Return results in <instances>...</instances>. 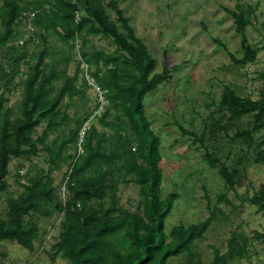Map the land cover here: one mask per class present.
I'll return each mask as SVG.
<instances>
[{
  "label": "trees",
  "instance_id": "obj_1",
  "mask_svg": "<svg viewBox=\"0 0 264 264\" xmlns=\"http://www.w3.org/2000/svg\"><path fill=\"white\" fill-rule=\"evenodd\" d=\"M0 1V195L9 191L14 159L32 161L43 151L52 168L69 165L64 203L56 195L52 168L28 174L24 190L7 197V211L0 215V243H16L32 253L37 245L46 248L40 222L59 214L61 230L52 250L55 258L70 264H206L201 244L214 223L222 221V208L209 205L205 220L166 233V220L179 195L163 194L162 142L144 104L179 66L165 64L156 72L155 58L136 36L119 0ZM259 7V2L253 6L237 0L234 10L226 9L243 50L240 58L229 54L235 67L255 64L264 51V46L250 44L247 35L248 27L258 22ZM78 13L81 23L76 22ZM96 36L110 40L115 49L99 50L93 45ZM29 43L36 46L31 52ZM75 51L79 60L72 74ZM86 73L104 91L103 107L100 101L94 108L76 103L88 101ZM259 78L264 81V73ZM13 90L21 91L17 109L8 106ZM71 103L76 104L73 126L65 112ZM214 106L201 132L181 130L232 191L253 166L264 163V88L254 100L226 85ZM100 110L102 114H96ZM93 121L103 130L92 123L79 144L84 126ZM64 128L68 134L58 140ZM55 131L58 136L49 142ZM129 183L139 186L140 198L126 208L119 192ZM219 200L229 202L226 196ZM250 200L264 212V187ZM255 236L264 243V233ZM227 243L226 252L211 246L209 264H251L247 235L235 231Z\"/></svg>",
  "mask_w": 264,
  "mask_h": 264
},
{
  "label": "rangeland",
  "instance_id": "obj_2",
  "mask_svg": "<svg viewBox=\"0 0 264 264\" xmlns=\"http://www.w3.org/2000/svg\"><path fill=\"white\" fill-rule=\"evenodd\" d=\"M119 1L120 9L131 19L130 25L136 36L147 45L150 54L155 58L156 72H161L165 64L169 68L179 66L171 73L170 80L163 82L144 101L152 129L162 142L163 194L179 195L166 220V233L180 224L188 226L205 220L210 215L208 206L218 205L223 211V214L219 215L222 221L214 223L201 244L204 262L209 264L213 256L212 245L218 247L221 252H226L227 242L236 231L243 232L250 240L251 264H264V243L255 236L256 233H264V212H259V207L254 206L250 200L264 187V163L253 166L246 179L242 180L235 190L227 191L217 172L204 162L203 150L194 145L191 137L184 135L181 130L182 127L187 131L201 132L209 113L215 111L214 103L220 100L226 85L237 87L244 97L250 96L254 100L260 98V91L264 88V81L259 78V75L264 73V51L259 54L255 64L244 69L233 66L229 55L235 54L239 58L243 55L240 35L235 31L233 18L226 11L234 10L237 0ZM242 2L253 6L257 2L260 3L256 12L258 22L248 27L247 35L250 44L262 47L264 0ZM113 17L116 18L115 14ZM93 45L106 52L115 49L110 40L100 39L98 36L93 38ZM35 47V44L29 43L27 48L31 52ZM61 47L58 43L57 50ZM72 57L70 72L73 74L76 61L79 60L78 51H75ZM86 96L88 101L78 99L76 103L84 102L88 107L94 108L96 103L101 101L95 89L87 90ZM19 100L20 95L17 92L15 96L10 97L8 106L17 109ZM66 102H69L68 99ZM74 105L76 104L71 103L70 107H65L71 126L75 123ZM102 112L100 110L96 114L100 115ZM92 123L97 125L100 131L103 130L97 121L86 124L81 132L79 144L83 141L84 132ZM44 128L45 125L37 130V134ZM66 134L68 129L64 128L58 140ZM57 136L55 131L48 141ZM74 151L71 146L69 152L74 154ZM79 152L82 150L79 149ZM45 154L41 151L40 157L32 161L19 158L11 163L8 176L9 191L0 195V215L5 216L7 211V197H17L24 190L23 185L28 174L34 176L39 168H52L46 163ZM52 169L56 195L59 201L64 203L67 195L63 180L65 182L69 165ZM138 193V185L129 183L123 186L119 192L121 204L130 208L131 202L139 201ZM221 196H226L229 202L219 200ZM61 222L62 215L59 214H55L52 219L41 220L40 227L45 240L50 237L44 251L40 250L39 245L32 253L16 243H0V264H70L60 257L55 258L52 250L53 243L58 241ZM173 263L181 264L179 260Z\"/></svg>",
  "mask_w": 264,
  "mask_h": 264
},
{
  "label": "built area",
  "instance_id": "obj_3",
  "mask_svg": "<svg viewBox=\"0 0 264 264\" xmlns=\"http://www.w3.org/2000/svg\"><path fill=\"white\" fill-rule=\"evenodd\" d=\"M32 17H33V14H31V18ZM76 22L77 23H81L82 22V17H81V14H79V13L76 15ZM29 28H30V31H32L33 27H32L31 24L29 25ZM87 78H88V76H87ZM92 85L94 86V88H95V90H96V92H97V94H98V96L100 98L99 100H101L100 101L101 102V107H103L105 105L104 104L105 103L104 92L98 86H96L94 84H92ZM48 241H50V237H48V239H46L45 245L47 244ZM40 250L44 251L45 248L41 247Z\"/></svg>",
  "mask_w": 264,
  "mask_h": 264
},
{
  "label": "crops",
  "instance_id": "obj_4",
  "mask_svg": "<svg viewBox=\"0 0 264 264\" xmlns=\"http://www.w3.org/2000/svg\"><path fill=\"white\" fill-rule=\"evenodd\" d=\"M101 39V38H100ZM84 68V67H83ZM85 69H86V67H85ZM87 76H88V78H87ZM84 77H85V80L87 81V83H88V85H89V89L88 90H94L95 88H94V86L92 85V84H94V85H96V86H98L96 83H95V81H94V79L88 74V73H86V74H84ZM94 88V89H93ZM96 91V90H95ZM17 92H18V94H20L21 93V91L20 90H16V91H12V92H9L8 93V97H9V99H10V97H12V96H15L16 94H17ZM104 92V91H103ZM104 95H105V93H104ZM107 101H106V99H105V103H106ZM104 103V104H105ZM107 104V103H106Z\"/></svg>",
  "mask_w": 264,
  "mask_h": 264
}]
</instances>
